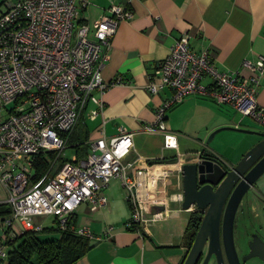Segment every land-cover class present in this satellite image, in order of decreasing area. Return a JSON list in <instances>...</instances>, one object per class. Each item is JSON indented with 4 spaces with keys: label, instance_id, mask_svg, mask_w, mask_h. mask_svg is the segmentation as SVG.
<instances>
[{
    "label": "built area",
    "instance_id": "1",
    "mask_svg": "<svg viewBox=\"0 0 264 264\" xmlns=\"http://www.w3.org/2000/svg\"><path fill=\"white\" fill-rule=\"evenodd\" d=\"M133 1H111L90 26L81 22L88 0H1L0 182L8 190L5 204L12 213L1 220L0 264L7 263L11 243L17 238L43 231L37 218L52 216L61 231L93 240L89 229L75 228L76 211L81 205H88L91 211L106 207L105 191L114 179L127 192L128 228L148 231L169 219L164 199L154 195L168 171L139 155L130 159L134 135L126 129L107 138L100 127V137L90 143L86 159L77 161L74 156L62 166L59 163L88 106L95 105L90 116L96 119L105 108L103 95L110 87L123 84L121 78L105 82L102 70L120 24L135 17ZM243 67L251 71L249 77L220 71L211 52L194 51L190 36L183 34L149 77L147 89L152 95L164 89L172 95L157 107L155 122L144 131H157L163 137L164 150L178 151V135L166 127L167 112L194 95L231 105L264 129V108L257 104L264 57L245 60ZM206 78L208 86L202 85ZM41 153H57V157L50 160L49 171L34 181V159ZM202 159L201 153L188 155L183 164H197ZM154 169L162 173L155 188H149ZM176 199L182 204L183 193ZM156 206L163 210L154 211Z\"/></svg>",
    "mask_w": 264,
    "mask_h": 264
},
{
    "label": "crops",
    "instance_id": "2",
    "mask_svg": "<svg viewBox=\"0 0 264 264\" xmlns=\"http://www.w3.org/2000/svg\"><path fill=\"white\" fill-rule=\"evenodd\" d=\"M111 1L124 2L88 0L89 6L82 11L81 22L94 25ZM131 8L135 17L120 24L102 70L105 82L121 78L123 84L110 87L103 95L105 108L96 119L90 116L96 108L90 104L82 120L90 131L89 143L100 137V127L104 128L107 138L116 137L124 128L134 135V152L130 159L137 155L150 162L175 159L161 165L168 171V177L154 192L164 199L170 209V217L148 231L128 228L131 211L127 192L120 180H112L105 191L108 198L106 207L91 211L88 205H81L76 211L75 228L89 229L95 243L77 264H183L187 256L183 237L190 214L195 210H184L176 199L184 190V158L205 151L229 167L236 165L261 140L256 134L243 133L247 136L246 148L233 163L208 151L203 143L217 129L234 126L252 132L259 124L242 116L233 106L218 104L207 95L190 96L167 112L166 127L178 135V151L164 150L162 135L157 131L146 133L144 127L155 122L157 107L172 95L169 89L152 95L147 89L149 77L155 65L168 57L183 34L190 36V46L194 51L209 50L220 71L238 72L245 77L251 75V71L243 67V62L264 57V0H134ZM209 84L208 78L202 82L204 86ZM257 104L264 108V76ZM153 186L155 188L156 185ZM258 190L249 191L237 215L239 229L250 237L256 231L264 232L261 218L264 192L260 188ZM8 197L7 188L0 182V204H5ZM52 218V227L47 228L44 221L40 222L43 230L58 228ZM2 232L0 222V236Z\"/></svg>",
    "mask_w": 264,
    "mask_h": 264
},
{
    "label": "water",
    "instance_id": "3",
    "mask_svg": "<svg viewBox=\"0 0 264 264\" xmlns=\"http://www.w3.org/2000/svg\"><path fill=\"white\" fill-rule=\"evenodd\" d=\"M222 130L256 134L261 140L241 160L229 169L219 163L203 158L197 164L183 166L182 207L199 210L202 223L196 239L183 264H245L257 258L264 263V234L256 231L251 235L249 251L240 258L235 244V220L244 199L256 183L264 176V132L243 129L221 128L214 131L207 143ZM163 210L162 206L154 211Z\"/></svg>",
    "mask_w": 264,
    "mask_h": 264
},
{
    "label": "trees",
    "instance_id": "4",
    "mask_svg": "<svg viewBox=\"0 0 264 264\" xmlns=\"http://www.w3.org/2000/svg\"><path fill=\"white\" fill-rule=\"evenodd\" d=\"M82 118L83 116L69 138V146L74 147L77 151L75 155L77 161L86 159L90 149V131ZM56 157L57 153H41L35 157L34 181L41 179L49 171L50 160H54ZM202 157L226 167L219 158L205 151L202 152ZM66 161L67 159L59 157L60 166ZM174 161L175 159L172 158L158 160L155 163L165 164ZM11 213V207L7 204H0V222L5 217L10 216ZM202 218L203 215L199 210H194L190 214L183 237V245L187 254L196 239ZM51 231L59 232V237L52 240H42L39 237V233ZM41 232H29L12 242L6 264H77L95 246L92 240L79 236L70 230L61 231L59 228H46Z\"/></svg>",
    "mask_w": 264,
    "mask_h": 264
},
{
    "label": "rangeland",
    "instance_id": "5",
    "mask_svg": "<svg viewBox=\"0 0 264 264\" xmlns=\"http://www.w3.org/2000/svg\"><path fill=\"white\" fill-rule=\"evenodd\" d=\"M221 128H227V127H221ZM230 128H235V127L230 126ZM255 128L256 130H253L252 132L256 131V132L262 133L264 131V129L261 126L259 127V125L255 126ZM241 129H246V128L243 127ZM246 130H249V129H246ZM210 135L205 139V142L203 143L205 145V148L208 151L215 152L216 154L224 158L225 161H228L230 163L237 162L238 161L237 158L244 152L246 148L247 136H245V134L243 133L233 131V130H222L218 132L209 143H207ZM76 153L77 151L74 147H68L63 153V158L67 160H71L76 155ZM157 179L158 177L152 178L153 181L151 183L150 188L154 187L153 184L156 185ZM259 188L264 192V176L261 177V179L256 183L254 187L255 192L256 191L259 192L258 190ZM247 197H248V194L246 195L245 198L247 199ZM182 213L184 216H188V213H185V212H182ZM261 216H262L261 217L262 221L264 223V211H262ZM52 219H53L52 217H48V218L43 217V218H37L35 220L36 222L44 221V225L47 226V228H49V227H52L50 226ZM39 237L42 240H52V239H56L59 237V232L57 231L41 232L39 233ZM234 237H235V244H236L237 252L240 258H242L249 251V242L251 241V237L249 235L247 236L245 232L239 229V222L237 220V217L235 220ZM210 264H216V263L214 260H212ZM245 264H264V263L261 262L259 259L254 258V259L247 261Z\"/></svg>",
    "mask_w": 264,
    "mask_h": 264
},
{
    "label": "bare ground",
    "instance_id": "6",
    "mask_svg": "<svg viewBox=\"0 0 264 264\" xmlns=\"http://www.w3.org/2000/svg\"><path fill=\"white\" fill-rule=\"evenodd\" d=\"M161 173H162L161 170H159V169H154V170L152 171V177H153V176H155V177H159Z\"/></svg>",
    "mask_w": 264,
    "mask_h": 264
},
{
    "label": "flooded vegetation",
    "instance_id": "7",
    "mask_svg": "<svg viewBox=\"0 0 264 264\" xmlns=\"http://www.w3.org/2000/svg\"><path fill=\"white\" fill-rule=\"evenodd\" d=\"M226 168V170H228L229 169V167L228 166H226L225 167ZM196 210V209H195ZM196 211H198V210H196ZM212 260H214L215 261V259L213 258ZM215 263H216V261H215Z\"/></svg>",
    "mask_w": 264,
    "mask_h": 264
}]
</instances>
